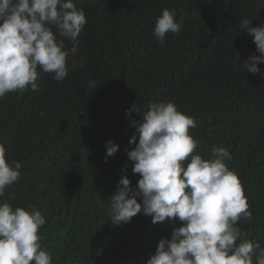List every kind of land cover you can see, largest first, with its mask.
<instances>
[{
    "label": "trees",
    "instance_id": "trees-1",
    "mask_svg": "<svg viewBox=\"0 0 264 264\" xmlns=\"http://www.w3.org/2000/svg\"><path fill=\"white\" fill-rule=\"evenodd\" d=\"M73 2L87 23L67 58L66 78L57 82L38 67L37 91L0 99V143L10 164H22L21 178L0 202L41 212L46 223L38 234L52 264H146L180 222L153 224L141 213L114 226L109 199L122 175L133 187L139 179L125 151L135 147L128 144L135 131L129 120L139 121L149 102L171 101L197 122L189 129L199 141L195 154L208 159L215 145L232 155L225 163L254 217L237 226L264 247V78L232 60L260 55L239 21L264 24V0ZM164 8L185 20L161 46L152 30ZM257 67L264 73V64ZM133 104L138 112L126 118ZM108 140L119 147L105 162Z\"/></svg>",
    "mask_w": 264,
    "mask_h": 264
},
{
    "label": "clouds",
    "instance_id": "clouds-1",
    "mask_svg": "<svg viewBox=\"0 0 264 264\" xmlns=\"http://www.w3.org/2000/svg\"><path fill=\"white\" fill-rule=\"evenodd\" d=\"M184 20L181 16L177 21L175 10L164 8L152 35L163 46L168 33H180ZM251 22L241 19L240 28L247 29L260 55L252 54L243 62L237 55L233 65L264 78L257 67L264 64V24L250 27ZM86 23L84 10L73 0H0V99L13 92L22 95L29 88L37 91L38 67L63 81L69 71L67 58L77 52ZM50 26L63 39H57ZM65 39L72 44L70 49L65 48ZM88 86L97 88L94 81ZM134 112H138L135 104L125 110L126 118ZM140 116L139 121L129 120L135 131L128 144L135 147L125 149L139 179L135 187L127 176L119 179L109 199L112 225L127 224L141 213L153 224L180 222L170 239L159 240L146 264H253L254 255L255 264H264V247L247 239L249 234L237 226L254 217L237 174L225 163L232 160L228 149L214 145L208 159L195 154L199 141L189 129L197 122L171 101L149 102ZM104 147L107 162L119 146L108 140ZM21 168L20 162L7 161L0 143V197L21 178ZM9 199L14 201L15 193ZM45 223L35 208L0 202V264H52L38 234Z\"/></svg>",
    "mask_w": 264,
    "mask_h": 264
}]
</instances>
